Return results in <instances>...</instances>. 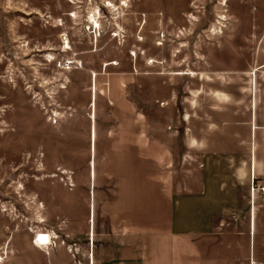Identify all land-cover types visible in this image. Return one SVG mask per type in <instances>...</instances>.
Returning a JSON list of instances; mask_svg holds the SVG:
<instances>
[{
  "label": "rangeland",
  "instance_id": "1",
  "mask_svg": "<svg viewBox=\"0 0 264 264\" xmlns=\"http://www.w3.org/2000/svg\"><path fill=\"white\" fill-rule=\"evenodd\" d=\"M254 108L264 0H0V264H101L120 178L202 172Z\"/></svg>",
  "mask_w": 264,
  "mask_h": 264
},
{
  "label": "crops",
  "instance_id": "2",
  "mask_svg": "<svg viewBox=\"0 0 264 264\" xmlns=\"http://www.w3.org/2000/svg\"><path fill=\"white\" fill-rule=\"evenodd\" d=\"M252 112L245 127L216 135L223 157L205 163L202 172L178 179L120 178L121 192L134 188L125 198H135L137 206L121 212L120 220L111 217L107 235H114V253L106 250L100 263L264 264V220L258 222L255 204L239 201L249 198L253 181L264 185V116L259 120L256 108ZM237 133L244 137L235 139ZM231 155L233 160L225 158ZM242 214L249 215L247 222H239Z\"/></svg>",
  "mask_w": 264,
  "mask_h": 264
},
{
  "label": "bare ground",
  "instance_id": "3",
  "mask_svg": "<svg viewBox=\"0 0 264 264\" xmlns=\"http://www.w3.org/2000/svg\"><path fill=\"white\" fill-rule=\"evenodd\" d=\"M40 236L36 238V244L40 248H46L49 246L51 242V237L48 234H39ZM90 257L93 259V254L90 255Z\"/></svg>",
  "mask_w": 264,
  "mask_h": 264
},
{
  "label": "built area",
  "instance_id": "4",
  "mask_svg": "<svg viewBox=\"0 0 264 264\" xmlns=\"http://www.w3.org/2000/svg\"><path fill=\"white\" fill-rule=\"evenodd\" d=\"M40 235H38V237H39ZM51 243H52V238H51V242H50V244H49V246L51 245Z\"/></svg>",
  "mask_w": 264,
  "mask_h": 264
}]
</instances>
